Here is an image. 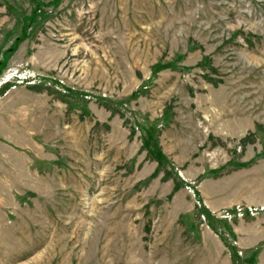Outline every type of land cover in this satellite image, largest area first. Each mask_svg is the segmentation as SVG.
I'll use <instances>...</instances> for the list:
<instances>
[{"label": "rangeland", "instance_id": "1", "mask_svg": "<svg viewBox=\"0 0 264 264\" xmlns=\"http://www.w3.org/2000/svg\"><path fill=\"white\" fill-rule=\"evenodd\" d=\"M0 264H264V0H0Z\"/></svg>", "mask_w": 264, "mask_h": 264}]
</instances>
